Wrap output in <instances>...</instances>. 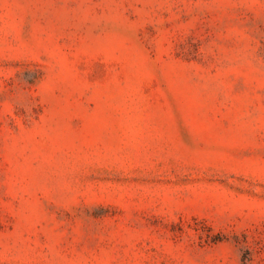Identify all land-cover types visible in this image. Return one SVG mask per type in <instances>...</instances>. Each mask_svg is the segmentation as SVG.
<instances>
[{
    "label": "rangeland",
    "instance_id": "rangeland-1",
    "mask_svg": "<svg viewBox=\"0 0 264 264\" xmlns=\"http://www.w3.org/2000/svg\"><path fill=\"white\" fill-rule=\"evenodd\" d=\"M0 264H264V0H0Z\"/></svg>",
    "mask_w": 264,
    "mask_h": 264
}]
</instances>
